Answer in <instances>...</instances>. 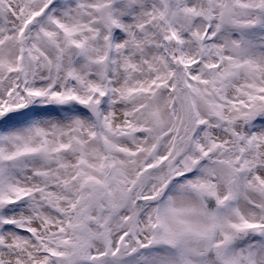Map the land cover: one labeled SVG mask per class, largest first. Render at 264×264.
Here are the masks:
<instances>
[{
    "label": "snow or ice",
    "instance_id": "obj_1",
    "mask_svg": "<svg viewBox=\"0 0 264 264\" xmlns=\"http://www.w3.org/2000/svg\"><path fill=\"white\" fill-rule=\"evenodd\" d=\"M0 264H264V0H0Z\"/></svg>",
    "mask_w": 264,
    "mask_h": 264
}]
</instances>
